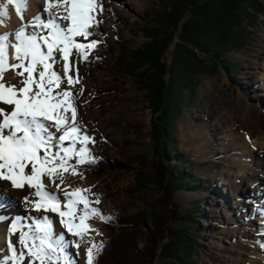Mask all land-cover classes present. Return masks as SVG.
I'll return each instance as SVG.
<instances>
[{
    "label": "rangeland",
    "instance_id": "rangeland-1",
    "mask_svg": "<svg viewBox=\"0 0 264 264\" xmlns=\"http://www.w3.org/2000/svg\"><path fill=\"white\" fill-rule=\"evenodd\" d=\"M120 1L118 7L101 0L105 11L94 38L100 43L89 59L70 56L83 90L77 107L95 127V162L79 171L107 211L102 243L115 242L107 264H224L234 254L225 250L234 228L222 187L226 150L239 122L251 128L253 115L264 119V99L252 93L263 75L264 0ZM213 55L223 64L215 65ZM160 68L170 84L169 153L162 151V129L154 133L152 125L162 106L153 115L148 103V84ZM99 160L123 167L96 176ZM177 172L185 187L170 192L165 187ZM123 217H134L127 229L115 226ZM183 231L190 242L168 235ZM94 264L105 263L98 255Z\"/></svg>",
    "mask_w": 264,
    "mask_h": 264
},
{
    "label": "snow or ice",
    "instance_id": "snow-or-ice-1",
    "mask_svg": "<svg viewBox=\"0 0 264 264\" xmlns=\"http://www.w3.org/2000/svg\"><path fill=\"white\" fill-rule=\"evenodd\" d=\"M30 5L31 0H0V25L10 20V6L20 20L17 29L0 34V185L8 182L12 189L34 190L24 196V202L37 212L56 214L62 230L54 229L55 222L48 215L28 225L0 215V222L9 223L6 249L10 253L0 257V264H78L75 257L80 255L85 264H94L103 243L91 234L102 233L88 221L105 217L90 206V189L73 187L65 175L83 178L79 166L95 162L88 148L95 141L78 123L77 100L83 90H72L80 78L69 60L73 55L89 59L100 42L80 43L77 37H91L105 9L101 0H44L42 11L50 18L34 15L26 20ZM10 58L15 62L10 63ZM9 70L20 78L16 83L4 79ZM44 178L63 192L62 198L48 190ZM13 235L17 236L15 245Z\"/></svg>",
    "mask_w": 264,
    "mask_h": 264
},
{
    "label": "bare ground",
    "instance_id": "bare-ground-1",
    "mask_svg": "<svg viewBox=\"0 0 264 264\" xmlns=\"http://www.w3.org/2000/svg\"><path fill=\"white\" fill-rule=\"evenodd\" d=\"M114 3L118 7L124 5L120 0H114ZM43 4L44 0H31L30 8L25 13V19L31 20L34 15H41L45 20L50 18L48 13L42 11ZM55 12L56 10L54 9L53 14H55ZM98 19L101 21L100 15L98 16ZM58 22L66 23L63 21ZM19 26L20 20L16 17L15 10L10 6V20L6 25H0V34L11 32ZM28 31L32 32L34 29L29 28ZM35 31L40 30L36 29ZM91 31L93 33L91 37L87 40L77 37L78 42L89 43L94 39L96 37V27L91 29ZM9 62L14 63L15 61L10 58ZM70 62L71 59L69 60L71 66ZM261 66L263 69L262 78L259 79L258 82H254L252 85L253 89H255L252 93L256 97V100H258L260 96L264 99V67L263 65ZM73 73L75 75V71H73ZM4 79L15 83L20 78L9 70L4 75ZM248 81H253V79L250 78V75L247 76L244 84L247 85ZM254 86H256V88H254ZM81 89V83L76 84L72 88L73 91H80ZM77 111L78 123L81 126L82 132L86 131L92 138H94L95 127L85 123L86 118L79 107H77ZM252 122L254 124L251 128L248 125H244L243 121L239 122V131L236 129L237 131H234L231 134L232 144H234L229 146L231 147L230 151L226 150L228 162L225 169H227V174L222 187L226 194V198L232 202L227 211L226 217H232L229 218V220L234 223V228L228 229V237L232 242L225 250L234 254L226 256L224 264H264V247L261 246L264 244V119L253 115ZM53 131L55 130L53 129ZM60 134L62 133H56L57 136ZM65 146H69L68 141L65 142ZM79 146L80 145L78 144L77 147ZM88 148L93 154L92 143L88 144ZM72 163H75V161L73 160ZM65 175L68 182L73 187L90 189V192L87 193L89 200L92 202L90 206L99 209L100 215L106 218L107 211L100 207L99 204L95 203L97 199L100 201V192L94 189L92 182H87V178L84 175L83 178H80L79 176H70L68 174ZM44 179L48 190L56 192V194L62 198L63 192L58 191L55 185L50 183L47 178ZM61 187L64 188L66 186L61 185ZM5 189H7L6 194H4ZM249 189L252 192H249ZM67 190L71 191V188H68ZM30 191L34 190L12 189L8 187V182H4L3 185H0V194H2L0 195V204L2 203V200H5V204L10 205L5 209L4 207L0 208V215H4L8 220L19 218L24 225L32 224L34 220L41 218L42 215H48L55 222L54 229L57 232L61 231L62 226L59 225V218L56 214L37 212L32 209L30 204L24 202V196ZM243 197L245 198V201L242 202L241 198ZM188 198L189 196L181 197L184 201ZM221 198L224 200L225 197L221 196ZM31 199L34 200L37 198L33 196ZM64 202L66 201L62 199V203ZM104 220L105 219L101 220L99 218H92L88 221L92 227L102 233V235L99 236H96L95 233L91 234L97 243L102 242L104 239V232L102 229ZM8 228L9 223L0 222V245L2 241L5 246V236L8 235ZM24 230L27 229L25 228ZM11 239L12 243L15 245L17 243V236L13 235ZM69 239L74 238L69 237ZM70 251L75 253L76 249L72 248ZM6 252H0V257L9 255ZM75 259L78 264H85V257L83 255L76 256Z\"/></svg>",
    "mask_w": 264,
    "mask_h": 264
},
{
    "label": "trees",
    "instance_id": "trees-1",
    "mask_svg": "<svg viewBox=\"0 0 264 264\" xmlns=\"http://www.w3.org/2000/svg\"><path fill=\"white\" fill-rule=\"evenodd\" d=\"M145 36L147 39H153L155 37V35H152L149 33H147ZM212 57H213V61L215 65L219 63L223 64V62H221V59H220L221 57L219 55H213ZM225 66L226 65L224 64V66L222 67L228 72L229 68ZM161 68L155 74L156 81L151 82V84H148L149 87L147 89H148V97H149L148 103L150 105V109L153 115H155L158 112L161 106L163 109V116H161V114H158L157 116L153 117L152 125L154 129V133L158 132L159 129H162L161 131L162 132V151L165 152L163 148L167 147V150H168L169 144H170V136L167 132V129H168L167 118H168V114H169L168 112L170 108V97H169L170 84L168 85L167 83L164 82L163 80L164 69H161ZM168 153H169V150H168ZM158 157H159V162L161 163L166 158L165 154L158 155ZM94 166H95L94 167L95 170L92 173L93 175L99 176L106 169L110 170V169H115V168H121L122 165L118 161H115V160H111L108 163L107 162L102 163V161L99 160L94 164ZM178 173L179 172L175 173L176 174L175 181H173L172 175L170 176V178L172 179V182L170 181L171 183H169V185L165 187L170 192L182 190V188L185 187L184 185L185 179L181 177ZM133 221H134V217H127V218L123 217L122 220L115 223V226L119 228L127 229L125 227L126 223H132ZM168 235L172 237H176V238L182 237L184 241L190 242L189 236L184 231L178 232V233L169 232ZM114 251H115V242L113 239H111L108 244L103 245V249L99 253V257L103 258L104 263L107 264L109 263V260L112 258ZM161 264H176V263L161 262Z\"/></svg>",
    "mask_w": 264,
    "mask_h": 264
}]
</instances>
